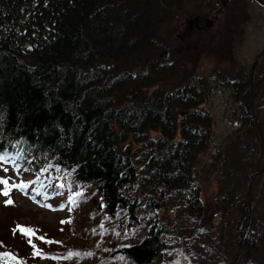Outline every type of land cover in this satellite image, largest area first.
Listing matches in <instances>:
<instances>
[{
	"label": "trees",
	"instance_id": "obj_1",
	"mask_svg": "<svg viewBox=\"0 0 264 264\" xmlns=\"http://www.w3.org/2000/svg\"><path fill=\"white\" fill-rule=\"evenodd\" d=\"M195 2L0 0V181L11 158L34 180L70 171L99 194L110 216L125 211L137 220L154 192H175L181 207L212 224L225 206L217 210L212 202L208 211L195 180L212 135L207 83L195 69L207 50L226 51L222 39L210 43L207 30L188 29L189 18L201 17ZM223 11L227 27L233 15L230 6ZM135 185L136 197L129 191ZM249 197L228 264L251 247ZM9 229L15 244L0 241V264H30L26 257L47 244L38 239L35 248L31 233ZM172 231L167 221L153 222L117 252L134 264H154Z\"/></svg>",
	"mask_w": 264,
	"mask_h": 264
},
{
	"label": "rangeland",
	"instance_id": "obj_2",
	"mask_svg": "<svg viewBox=\"0 0 264 264\" xmlns=\"http://www.w3.org/2000/svg\"><path fill=\"white\" fill-rule=\"evenodd\" d=\"M195 1L200 31L207 30L211 44L222 39L226 51L207 50L195 69L207 83L204 107L212 116L209 149L198 157L195 180L205 208L212 213L208 205L215 202L217 210L225 206L224 212L213 215L212 224L204 223L181 207V195L154 192L152 200H144L137 220L125 211L110 216L99 194L78 183L70 171L34 180L7 158L1 177L7 184L0 183V241L15 244L9 233L13 225L21 234L31 233L35 248L45 241L26 257L30 264H134L117 248L138 241L153 222L162 220L177 234L164 235L165 249L154 264H228L239 242L237 224L248 193L251 247L238 253L235 264H264V4L209 0L207 6L205 0ZM226 5L233 17L224 27ZM194 84L197 80H190ZM129 191L136 197L140 188Z\"/></svg>",
	"mask_w": 264,
	"mask_h": 264
},
{
	"label": "water",
	"instance_id": "obj_3",
	"mask_svg": "<svg viewBox=\"0 0 264 264\" xmlns=\"http://www.w3.org/2000/svg\"><path fill=\"white\" fill-rule=\"evenodd\" d=\"M200 22H201L200 16H194L192 18H189L187 20L188 29L189 30H192L193 29V26L192 25L194 24L195 28L197 30H200V28H201ZM161 56L162 57H165V58L169 57V49L164 50L162 52ZM255 64H256V61L254 62V66H255ZM254 66H253V68H254ZM253 68H252V71H253Z\"/></svg>",
	"mask_w": 264,
	"mask_h": 264
},
{
	"label": "flooded vegetation",
	"instance_id": "obj_4",
	"mask_svg": "<svg viewBox=\"0 0 264 264\" xmlns=\"http://www.w3.org/2000/svg\"><path fill=\"white\" fill-rule=\"evenodd\" d=\"M257 1H258L259 3H261V4H264V0H257ZM200 19L202 20L201 17H200ZM193 25H194V24H193ZM193 25H192V26H193ZM261 54H262V52H261ZM260 56H261V55H259V56L257 57V59H259ZM255 61L257 62V60H255ZM253 66H254V63H253ZM255 66H256V65H255ZM255 66H254V67H255Z\"/></svg>",
	"mask_w": 264,
	"mask_h": 264
},
{
	"label": "snow or ice",
	"instance_id": "obj_5",
	"mask_svg": "<svg viewBox=\"0 0 264 264\" xmlns=\"http://www.w3.org/2000/svg\"><path fill=\"white\" fill-rule=\"evenodd\" d=\"M3 159V157H0V160H2ZM0 183H4V184H7V181H0ZM7 192H4V195L5 196H7ZM11 201H9V203H10Z\"/></svg>",
	"mask_w": 264,
	"mask_h": 264
}]
</instances>
